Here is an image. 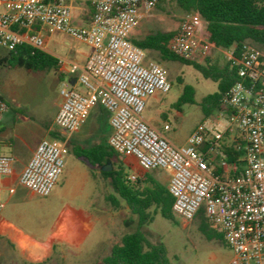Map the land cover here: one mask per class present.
<instances>
[{"label":"built area","instance_id":"built-area-1","mask_svg":"<svg viewBox=\"0 0 264 264\" xmlns=\"http://www.w3.org/2000/svg\"><path fill=\"white\" fill-rule=\"evenodd\" d=\"M177 1L0 0V46L8 52L24 45L43 50L44 31L90 46L92 52L83 67L59 59L65 75L76 76V83L85 91L66 82L60 91L56 127L70 136L95 106L102 107L109 114L112 132L108 145L115 153L134 157L145 172H171L168 191L176 216L190 222L203 209L232 252L229 264H264V52L245 44L239 59L233 51L229 55V61L238 67V82L221 102L226 130L204 122L184 146L177 147L143 117L148 100L155 94H168L172 84L161 65L147 60L146 52L132 42L133 34L154 9ZM87 2L94 8L91 22L78 26L73 21L74 6ZM202 43L206 44L203 48L208 47L186 21L168 48L191 59ZM7 111V103L0 98V115ZM169 129L165 125L164 130ZM230 129L239 132L243 143L236 150L244 154L236 162L222 160L217 169L211 157ZM67 153V140H42L19 184L36 196L49 197L64 172ZM15 162L14 157L0 156V214L6 206L4 180L13 176ZM128 179L135 183L137 176Z\"/></svg>","mask_w":264,"mask_h":264},{"label":"crops","instance_id":"crops-1","mask_svg":"<svg viewBox=\"0 0 264 264\" xmlns=\"http://www.w3.org/2000/svg\"><path fill=\"white\" fill-rule=\"evenodd\" d=\"M93 13L94 8L90 2L76 4L74 6L73 21L78 26H87L91 22ZM139 33L137 29L133 36L139 35ZM43 35L45 40L44 52L57 59L76 63L80 67L84 66L92 52L90 46L61 33L44 31ZM228 51L230 55L233 50ZM18 70L22 71L23 69ZM23 71L27 74L56 73L55 71L38 73ZM57 75L61 81L67 80L70 83L73 80L76 81V76L66 75L61 79L60 74L57 73ZM15 79H17L15 75L8 78L9 82ZM21 79L22 77L17 80L21 81ZM74 88L80 92L85 91L78 83L74 84ZM0 95L8 105V111L0 115V147L11 148L16 158L13 176L4 180L3 196L5 197L3 199L6 206L0 214V264L56 263V257L64 259L69 253H81L87 245L89 246L85 252L86 260L93 264H103V259L109 256L112 246L118 243L106 244L107 242L99 237L94 243L89 244L96 233L98 223L94 208L97 206L98 200L102 198L103 192L107 193L111 181L104 174L110 171H104L103 169L106 166H113L114 169L123 168L127 177L137 176L139 185H144L145 182L153 180L167 189L171 172L166 170L145 172L138 166L136 159L132 156L123 158V162L92 163L78 158L73 152V148L76 146L90 148L102 143L108 144L112 132L109 114L100 106H95L76 132L67 136L55 125V117L62 104L60 95L53 113L47 119L37 118L29 121H22L18 113L9 105V101L15 102L14 97L9 96L6 92H2ZM162 96V94H155L148 100L146 108L157 106ZM93 113H95V116H93L95 121L90 123ZM143 117L151 127L165 135L164 127L168 124L160 123L154 116ZM161 119L167 120L165 115H162ZM204 122L215 124L225 130L228 127V123L220 111L215 112L208 118L203 116L199 124ZM44 139L67 140L68 148L71 147L72 150L69 153H73L78 161L65 162L64 172L57 187L46 198L32 194L19 184L23 169L33 156L38 144ZM240 143H243V141L237 130L225 131L222 140L219 142L217 153L211 157L214 166L219 169L220 162L224 159L231 162L227 157V153L234 152ZM239 159L241 157L236 161H239ZM239 163L242 164V162ZM141 174L142 176H140ZM10 189L15 190L13 194L9 193ZM20 191H24V196L19 194ZM77 198L83 200L85 205L74 203ZM108 198L109 196H107ZM33 200H39L35 207L37 221L34 224H24L23 222L26 221L24 218V205L32 207L31 202ZM127 213H129L128 210ZM183 227L185 226L183 225ZM206 240L213 243L214 247H226L225 242L222 240L216 238H206ZM231 259L232 253L227 257L225 264H229Z\"/></svg>","mask_w":264,"mask_h":264},{"label":"rangeland","instance_id":"rangeland-1","mask_svg":"<svg viewBox=\"0 0 264 264\" xmlns=\"http://www.w3.org/2000/svg\"><path fill=\"white\" fill-rule=\"evenodd\" d=\"M186 21H189L197 30L198 40L204 41L207 37L204 20L196 12H185L177 3H166L154 9L137 28L140 32L139 35H134L132 39L142 40L152 34L177 32L180 25ZM8 54V51L0 46V59L7 57ZM228 58V50L221 52L210 46L202 48L201 45H197L191 60L206 64V59H208L211 64L223 67L229 61ZM146 59L161 65L172 88L168 94L161 97L157 106L147 107L144 116H154L160 123L168 124L170 129L165 131L166 138L177 147L184 146L191 133L203 119V113L198 103L208 94L216 92L217 84L205 79L192 66L179 62L162 61L159 54L155 52H146ZM6 66V64L0 66V93L6 92L16 99L13 103L9 101L12 109L18 113L22 121L37 118L47 119L53 113L60 91L65 87L67 80H59L57 73L54 72L27 74L23 70L10 69ZM12 75L17 76V79L22 77L21 81L15 79L9 82L8 78ZM178 79H182L184 84H180ZM184 85H190L195 89L196 104L180 102ZM0 96L2 97V95ZM162 115H165L167 120L161 119ZM93 116L95 113L92 114L90 123L95 121ZM87 126L86 128H88ZM71 151V147L68 148L65 162H78L73 153H69ZM0 156L15 158L11 148L0 147ZM111 169L113 170L114 167L111 166ZM19 194L24 196V191H20ZM111 195L117 197L109 184L107 193L103 192L102 198L98 200L97 206L94 208L98 223L96 233L89 244L94 243L99 237H102L107 242L106 244H114L119 242L126 232L130 231L124 227L121 219V217L129 216L124 202L119 200L120 207L115 208L107 199V196ZM38 203L39 200H33L32 207L24 205L26 220L23 222L24 224L36 223L35 207ZM74 203L85 205V202L80 198H77ZM176 218L174 223L158 214L152 224L143 228V232L150 242H160L167 247L168 258L172 264H225L227 257L232 253L227 246V248L214 247L213 243L206 240V237L199 231V222L196 219L188 222L178 216ZM88 246L81 253H69L64 259L56 257V263L49 262L47 264H93L86 260L85 252Z\"/></svg>","mask_w":264,"mask_h":264},{"label":"trees","instance_id":"trees-1","mask_svg":"<svg viewBox=\"0 0 264 264\" xmlns=\"http://www.w3.org/2000/svg\"><path fill=\"white\" fill-rule=\"evenodd\" d=\"M52 1L54 0H47ZM176 3L185 12H196L204 20L207 32L205 41L208 46L233 50L236 59L240 58L245 44L264 52V0H179ZM175 34L176 32L157 33L142 40L132 39V42L145 52L159 54L162 61L192 66L205 79L217 84V91L208 94L198 103L203 116L208 118L220 111L223 97L238 82V67L231 61L219 67L211 64L208 59L206 64H201L177 56L168 48V43ZM205 45L201 44V47ZM8 53L7 57L0 59V66L6 64L10 69H23L31 73L55 71L60 74L61 79L66 76L61 70L59 59L43 50L24 45ZM178 82L184 84L182 79H178ZM194 97L195 89L190 85H184L180 102L196 104ZM73 152L78 158L92 163L123 162V158H126L115 153L105 143L90 148L76 146ZM243 154V151L235 148L234 152L227 153V157L231 162H236ZM104 174L110 178V184L117 195L109 196V201L115 208L120 207L119 200L123 201L129 212L127 218L121 219L124 227L130 231L112 246L109 256L103 259V264H172L168 258L167 247L160 242H150L143 232V228L152 224L158 214L166 220L176 222V215L173 212L174 199L168 189L153 180L145 182L144 185H139L138 181L130 184L123 168L113 169ZM195 219L199 222L200 232L207 239L216 238L224 242L223 237L207 220L203 209Z\"/></svg>","mask_w":264,"mask_h":264},{"label":"water","instance_id":"water-1","mask_svg":"<svg viewBox=\"0 0 264 264\" xmlns=\"http://www.w3.org/2000/svg\"><path fill=\"white\" fill-rule=\"evenodd\" d=\"M75 83H76V81L73 80V81L71 82V85L74 86ZM103 170H104V171H111V167H110V166H106V168H104Z\"/></svg>","mask_w":264,"mask_h":264}]
</instances>
